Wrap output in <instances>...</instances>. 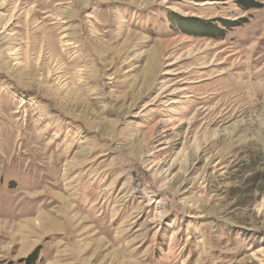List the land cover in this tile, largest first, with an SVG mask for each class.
Here are the masks:
<instances>
[{"label":"rangeland","instance_id":"1","mask_svg":"<svg viewBox=\"0 0 264 264\" xmlns=\"http://www.w3.org/2000/svg\"><path fill=\"white\" fill-rule=\"evenodd\" d=\"M0 264H264V0H0Z\"/></svg>","mask_w":264,"mask_h":264},{"label":"bare ground","instance_id":"2","mask_svg":"<svg viewBox=\"0 0 264 264\" xmlns=\"http://www.w3.org/2000/svg\"><path fill=\"white\" fill-rule=\"evenodd\" d=\"M78 154V153H77ZM68 170V169H67ZM70 208V207H69ZM66 209H67V207H66ZM41 214V213H40ZM59 215V214H58ZM61 215H65V214H61ZM43 217V220L44 221H41L40 223H38V224H43L44 225V227L46 226V225H48V224H51L52 223V225H54V223H56V222H58L57 220H56V218H55V216H57V215H55V214H53L52 212H50V213H48V214H46L45 216L44 215H42ZM28 222H31L32 220H27ZM76 223V222H75ZM60 224V223H59ZM2 226V225H1ZM65 226V225H64ZM80 226V225H79ZM2 228V227H1ZM4 228V227H3Z\"/></svg>","mask_w":264,"mask_h":264},{"label":"trees","instance_id":"3","mask_svg":"<svg viewBox=\"0 0 264 264\" xmlns=\"http://www.w3.org/2000/svg\"><path fill=\"white\" fill-rule=\"evenodd\" d=\"M212 28H215V27H212ZM215 30H216V28H215Z\"/></svg>","mask_w":264,"mask_h":264}]
</instances>
